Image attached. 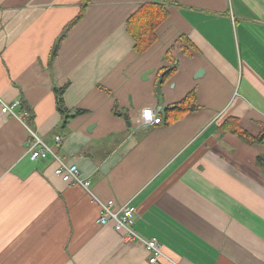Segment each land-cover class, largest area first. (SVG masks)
I'll list each match as a JSON object with an SVG mask.
<instances>
[{
  "label": "crops",
  "instance_id": "obj_1",
  "mask_svg": "<svg viewBox=\"0 0 264 264\" xmlns=\"http://www.w3.org/2000/svg\"><path fill=\"white\" fill-rule=\"evenodd\" d=\"M80 1L0 0V99L19 102L18 119L0 112V264H148L142 241L96 225L98 205L54 176L52 156L30 159L33 134L99 200L135 207L133 231L170 260L264 264V139L219 130L231 118L264 133V0H92L52 57ZM150 3L168 18L137 54L126 21ZM64 86L82 113L60 129ZM191 91L196 111H170ZM160 97L164 123L140 126Z\"/></svg>",
  "mask_w": 264,
  "mask_h": 264
},
{
  "label": "built area",
  "instance_id": "obj_2",
  "mask_svg": "<svg viewBox=\"0 0 264 264\" xmlns=\"http://www.w3.org/2000/svg\"><path fill=\"white\" fill-rule=\"evenodd\" d=\"M19 102L13 101L7 103L0 99V112L3 115H7L12 118H19L18 114ZM160 109L151 110L143 109L140 114V126L144 128H149L161 123V116L159 113ZM33 141L28 148L29 157L32 161L39 159H46L52 156L57 163L53 170L54 176L61 179L63 183L77 185L84 189L93 199V201L98 205L100 212L96 220L97 226H107L112 224V228L116 232H123L121 235L122 241H142L145 250L148 254V264H162L165 261L169 264H179L170 260L163 252L160 243L156 238H149L142 240L138 234H136L132 225L134 224V215L136 214V208L131 205H123L116 207L112 200L103 202L94 196L90 191L89 180L82 179L79 176V170L77 165L72 163H66L62 160L56 152L43 142L40 138L32 135ZM55 143H60L62 137L56 136L54 138Z\"/></svg>",
  "mask_w": 264,
  "mask_h": 264
},
{
  "label": "trees",
  "instance_id": "obj_3",
  "mask_svg": "<svg viewBox=\"0 0 264 264\" xmlns=\"http://www.w3.org/2000/svg\"><path fill=\"white\" fill-rule=\"evenodd\" d=\"M91 2L92 0L80 1L79 13L62 30L59 38L57 39V41L55 42L52 48L51 51L52 57H55L59 44L63 40L65 35L76 23H78L82 19L86 7ZM167 18H168L167 9L163 5L157 3L144 4L141 7H139L131 16L128 17L126 21V30L128 35L135 42L134 50L137 54H143L152 47V45L155 43L157 39L156 37L157 29L167 20ZM165 70L167 69L160 70V73H162ZM172 71H174V68L169 69L167 74L171 73ZM66 87L67 86L53 89L56 110L61 118L60 129L65 128V125L68 123L70 119L82 113V111L80 110L70 111L69 109L66 108L63 99V95ZM195 101H196L195 92L191 91L180 102L171 106L169 109L170 111L177 112L180 114L187 112H194L198 109L195 106ZM219 130L222 133H231L248 144H252L256 142L261 143L264 139V133L257 137H254L249 133H247L246 131H244L239 126L237 120L231 118L225 120L222 123V125L219 127ZM257 161L260 165H264L263 158H258Z\"/></svg>",
  "mask_w": 264,
  "mask_h": 264
},
{
  "label": "water",
  "instance_id": "obj_4",
  "mask_svg": "<svg viewBox=\"0 0 264 264\" xmlns=\"http://www.w3.org/2000/svg\"><path fill=\"white\" fill-rule=\"evenodd\" d=\"M153 71L154 70L151 69V70L145 72L142 75L141 79L142 80H147L148 75L151 74ZM201 71L202 70H199V72L196 74L195 77H198L201 74ZM167 72H168V70H165L161 74L158 75L157 82L155 84V93L158 96L161 94V87H162L163 78L167 74ZM158 103L161 106V108H160L161 121H162V123H164L165 118H166V113L165 112L167 111L168 108L166 106H162L163 105V99L161 97L158 99ZM123 117H124L125 120L128 121V117H127L126 114H124ZM127 124H129V123L127 122Z\"/></svg>",
  "mask_w": 264,
  "mask_h": 264
}]
</instances>
